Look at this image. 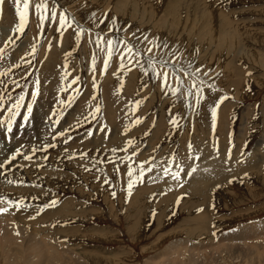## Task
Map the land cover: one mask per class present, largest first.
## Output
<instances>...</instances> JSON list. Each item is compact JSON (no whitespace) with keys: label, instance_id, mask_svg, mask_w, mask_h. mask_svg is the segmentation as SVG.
I'll return each mask as SVG.
<instances>
[{"label":"rangeland","instance_id":"374dc122","mask_svg":"<svg viewBox=\"0 0 264 264\" xmlns=\"http://www.w3.org/2000/svg\"><path fill=\"white\" fill-rule=\"evenodd\" d=\"M37 2L30 0L23 33L15 31V0L0 3V121L6 123L8 107L24 94L11 132L7 123L0 125V160H15L0 172V180L26 194L0 202L31 213L28 222H43L49 237H60V246L69 250L60 252L61 261L49 259L56 253L23 256L0 225V264H27L29 257L28 264H264V0H47L57 21H46L43 31ZM61 12L69 19L57 31ZM80 27L85 31L77 40ZM97 32L105 39L158 38L178 50L185 64L191 61L202 76L207 73L204 101L196 107L193 99L188 108L186 97L165 96L160 81L138 67L120 69L119 55L102 74ZM183 83L190 87L187 78ZM221 96L227 99L217 109L213 129L209 107ZM177 114L180 126L173 127L170 115ZM35 116L56 125L44 135L50 142L21 143L17 136L21 145H16L20 127H15L22 121L31 129L39 124ZM141 163L151 171L129 195L128 165L135 170ZM37 175L44 179L37 182ZM196 187L203 192L197 202ZM26 189L36 192L30 196L34 201L28 202ZM52 200L55 207L43 208Z\"/></svg>","mask_w":264,"mask_h":264},{"label":"snow or ice","instance_id":"6c2138e0","mask_svg":"<svg viewBox=\"0 0 264 264\" xmlns=\"http://www.w3.org/2000/svg\"><path fill=\"white\" fill-rule=\"evenodd\" d=\"M0 3H2V0H0ZM16 8L15 13L18 17V23L15 26V31L19 33H23L25 31V28L29 22V15H30V0H15ZM22 4V8H21ZM35 11L38 16L39 20V27L41 31H43L44 25L46 21H50V23H55L57 21V12L55 9L49 10L47 0H39L35 4ZM94 15V14H93ZM68 17L64 12H61L59 14V27L57 28V31H60L61 29H64L66 24L68 23ZM100 23H103L101 20ZM79 27V25H78ZM114 25L109 26V32L113 30ZM85 31L84 28L80 27V31L76 34V39L79 40L81 38V34ZM89 33L91 35V30H89ZM104 33L97 32L95 35L94 44L97 49H99L101 52L104 53L103 58V72H106L109 65L110 60L113 56L119 55L120 63L119 67L122 70L130 71V68L128 67L131 65L132 67H138L141 71V73L144 76H148L153 82L156 80L160 81V87L161 91L165 96H167L169 93L172 96L175 97H186V106L188 108H192V100H195V106L199 107L201 103L205 99L204 95V87L206 86V81L203 78V76H206L207 73H204L203 76L201 75V69L199 67H194L192 62L189 61L187 64H185L181 59V54L178 50L169 49V45L167 43H162L158 40V38H152L149 39L147 36H144L142 39L139 37H134L133 40H127L123 37L117 39L115 37H108L105 39ZM11 39V37H10ZM92 43L93 41L90 39L89 41ZM167 50V51H166ZM33 52H35V47H33ZM95 64H96V58L95 54H93L92 57V71H95ZM187 78L190 81V87L185 88L183 80ZM78 77L75 78L68 87L71 88L72 84H76L78 81ZM170 79L175 80V87L170 82ZM37 87L32 91V100L35 101L36 96L39 91L38 81ZM93 86L95 87V81H93ZM212 88L213 91H217L216 87L214 85H207ZM66 90V89H62ZM73 91L79 92V87L76 89H73ZM11 99V97H9ZM74 99L73 96H69V101H72ZM227 99L226 96H221L219 100L215 102L214 106L209 107V111L211 112L212 117V124L213 129L215 128V122H216V116H217V109L220 106V103ZM24 101V94L23 92L20 94L19 98L15 100V102L8 107V118H7V128L8 131L11 132L12 128V122L15 119V116L18 115V110L22 102ZM61 103H64V101H61ZM139 103V102H137ZM32 103L27 104V112L30 114L32 112ZM4 107V101L3 98L0 97V109ZM100 107L97 106L96 111L99 112ZM169 112H171V109H169ZM178 115L171 116L169 122L173 125V127H179L178 122ZM24 120H28V115L24 116ZM139 120H137V123ZM5 121H0V125H3ZM91 135V133H89ZM70 139V137H69ZM131 143V141H129ZM48 147H55V145H49ZM189 151L191 152L192 145L189 143L188 145ZM46 150V149H45ZM117 151L116 149H113V152ZM126 151V149H125ZM19 154V149H17V153ZM31 157L25 156L24 159H30ZM199 157H197L198 159ZM11 159H15V155L11 157ZM172 161H169V166H171ZM3 164H0V167H3ZM180 171L183 169L180 165H176ZM146 171H151V167H148L145 169L144 164L141 163L138 169H135L132 167L131 164L128 165V190L129 195L131 194V190L134 187V184L136 182H142L143 177L145 175ZM165 174L168 173L169 169L166 167L164 169ZM192 171H195V168L192 169ZM179 172L173 173V177H178ZM188 175H191V172L188 173ZM105 183H109L107 178L104 181ZM113 197H115L116 193L115 191L112 192ZM179 202V200L177 201ZM17 203V202H13ZM57 204L56 200H52L50 203L43 206V208L47 207H55ZM17 207H19V203H17ZM43 208H41V211H43ZM4 211V209H0V212Z\"/></svg>","mask_w":264,"mask_h":264},{"label":"bare ground","instance_id":"6f19581e","mask_svg":"<svg viewBox=\"0 0 264 264\" xmlns=\"http://www.w3.org/2000/svg\"><path fill=\"white\" fill-rule=\"evenodd\" d=\"M80 108V107H79ZM81 109V108H80ZM40 110V109H39ZM39 110H37V112L36 113H38V111ZM85 110V109H84ZM50 111V110H49ZM112 111V110H111ZM40 112V111H39ZM87 112V111H86ZM48 113V112H47ZM34 116V115H33ZM49 117V116H48ZM72 117V116H71ZM63 118V117H62ZM73 118V117H72ZM21 119V118H20ZM40 119V120H39ZM46 119H48V118H46ZM52 119V118H51ZM55 119V118H54ZM81 119V118H80ZM38 120H39V122H38ZM60 120V119H59ZM73 120V119H72ZM71 120V121H72ZM244 120V119H243ZM28 122H29V120H27ZM70 121V122H71ZM16 122V121H15ZM39 123L38 125H31L32 126V128L30 129L29 128V126H30V124H28V123H26V125H25V127H22L20 124H23L22 123V121L21 122H19L18 124H17V126L15 127V131L18 129V127H20V129H19V131L16 133V135H14V138H13V140H15V142H16V145H19L20 143V141L19 140H22V142L21 143H23V142H25L26 140H29V142L30 141H34L35 139H38L39 140V142H40V140H43V141H45V142H50V141H48V140H46V138H48L49 139V136L48 137H45L44 135H45V133L46 132H48V133H50V132H52L53 130H54V128L56 127V125L54 124V123H52V121L51 122H49V121H46V120H44V119H42V117L41 118H39L38 116H35V123ZM69 122V123H70ZM57 123V122H56ZM245 123V122H244ZM6 124V123H5ZM58 124V123H57ZM62 124V123H61ZM76 124V123H75ZM59 125V124H58ZM103 125V124H102ZM4 126H6V125H4ZM67 128V127H66ZM62 129V128H61ZM61 129H59V131L61 130ZM4 131V130H3ZM6 132V131H5ZM4 132V133H5ZM56 133H58V131H56L55 130V132H54V135L56 134ZM62 133H64V132H62ZM47 135V134H46ZM52 135V134H51ZM58 135V134H57ZM17 136L20 138L19 140H18V138H17ZM59 136H61V135H59ZM59 136H57V139L59 138L60 139V137ZM53 138V137H52ZM34 139V140H33ZM52 141V140H51ZM54 141V140H53ZM60 141V140H59ZM38 142V141H37ZM14 143V142H13ZM55 143V142H54ZM63 144H64V141L62 142ZM42 144H43V142H42ZM63 144H62V146H63ZM73 144H78V143H73ZM111 144V146H112V143H110ZM21 145V144H20ZM69 145V144H68ZM100 145V144H99ZM7 146V145H6ZM44 146V145H43ZM49 146V145H48ZM98 146V145H97ZM109 146V145H108ZM41 147H42V145H41ZM67 147V146H66ZM70 147V146H69ZM84 147V146H83ZM14 151V150H13ZM12 151V152H13ZM106 151V150H105ZM15 152V151H14ZM6 154V153H5ZM28 154V153H27ZM108 154V153H107ZM26 155V154H25ZM45 155V154H44ZM132 155V154H131ZM23 156V155H22ZM40 156V155H39ZM32 157V156H31ZM20 158H23V157H20L19 156V158L18 159H20ZM105 158V157H104ZM5 159V158H4ZM24 159V158H23ZM109 159V158H108ZM32 160V159H31ZM50 160V159H49ZM88 161V160H87ZM224 161V160H223ZM12 162H15V160H13V161H10L9 163H7V160H0V164H3L4 166L3 167H0V172L5 168H7V166H8V164L10 165V164H13ZM217 164H219V163H217ZM28 165V164H27ZM40 164H34V163H32V164H29V166H31L32 168L33 167H37V169H38V167H40L39 166ZM202 165V164H201ZM216 165V164H215ZM219 166V165H218ZM226 166V165H225ZM220 167V166H219ZM217 168V167H216ZM215 168V169H216ZM202 170V169H201ZM200 170V171H201ZM31 171V170H30ZM217 171V170H216ZM218 171H220L219 170V168H218ZM214 172V171H213ZM29 173V172H28ZM214 175V174H213ZM11 176V175H10ZM48 177V176H47ZM50 177V176H49ZM30 178L31 179H33V177L32 176H30ZM44 178L42 177V176H38L37 175V182H39V181H42ZM3 180H5V179H3ZM16 180V179H15ZM49 180V179H48ZM14 183V182H13ZM16 183V182H15ZM19 185V184H18ZM203 185V184H202ZM18 187H21V186H18ZM200 187V186H199ZM199 187H196L195 189H194V191H197L196 192V197L194 198L195 199V201L197 202V200L200 198V196L198 195V194H202L203 192L201 191V190H199L200 188ZM198 188V189H197ZM7 190V191H4V190ZM26 190H29V191H31L29 194H28V199H29V201L28 202H30V201H34L33 199V197L35 196V194H36V192L34 191V190H32V189H26ZM23 191H24V189H23ZM22 193V190H20L19 188H17V186L15 187L14 185H12V183L10 184V183H6L5 181H2V180H0V199H2V197H8L7 199H11V200H16V201H19V200H22V195H21V193ZM34 192V193H33ZM20 193V194H19ZM28 193V192H27ZM32 193L34 194L33 195V197H30L31 195H32ZM25 194V193H24ZM25 196H26V194H25ZM24 196V197H25ZM204 195H202V197H203ZM23 197V198H24ZM35 197H37V196H35ZM201 197V198H202ZM193 198V197H192ZM38 199V198H37ZM190 199V198H189ZM193 199V200H194ZM4 200V199H3ZM24 200V199H23ZM37 201V200H36ZM46 202V201H45ZM48 202V201H47ZM6 203V202H5ZM3 201H1L0 202V209H4V211H2V212H0V225H1V227H2V229H3V231H4V234H5V238L7 239V240H9V241H12L13 243H15V244H17V246L19 247V250H20V254H22L23 256H24V253H28L27 255H25V256H33L34 254H36V253H42V252H45V253H56V254H48L49 256H50V258L49 259H53V260H62V257H63V253H60V252H62V251H67V250H69V249H63V247L62 246H60V242L61 241H59V238L60 237H57V238H55V239H51L50 237H49V234L51 233V231H50V228H45V225L43 224V222H37V220H36V222L35 221H32V222H28V217H30L29 215L31 214V213H24V212H26V210H24V212H23V209H19V208H17L16 210H17V212H16V210L15 209H7L6 207V205H4L5 204ZM15 205V204H14ZM13 207H15V206H13ZM21 210V211H20ZM66 210V208L64 209V208H62V210L60 211V212H63V211H65ZM69 211H70V213L69 214H74L75 212H74V208H73V210H70L69 209ZM59 211H58V213H60ZM32 214H34V212H32ZM60 216H63V217H65V214L64 215H62V214H60ZM49 221V220H48ZM27 224H30L31 226H32V230L31 231H28L26 228H28L29 226H26ZM262 224V223H261ZM261 224H259V225H261ZM47 225V224H46ZM49 225V224H48ZM263 225V224H262ZM253 226H255V225H253ZM52 228V227H51ZM246 228H248V227H242V229L241 230H244V229H246ZM250 229V228H249ZM258 229V228H257ZM252 230H256V229H252ZM55 231V230H54ZM257 231H259V230H257ZM53 233H55V232H53ZM243 233V232H242ZM244 238V237H243ZM231 239V238H230ZM257 240V239H256ZM235 242V241H234ZM233 243V242H232ZM237 243V242H236ZM230 245H233V244H230ZM235 245H237V244H235ZM243 246V245H242ZM178 247V246H177ZM237 247V246H236ZM243 247H245V246H243ZM176 248V247H175ZM239 248V247H238ZM248 248V247H247ZM180 249V248H179ZM178 249V250H179ZM193 250V249H192ZM235 250H237L238 251V249H235ZM217 251H218V249H217ZM231 251V250H230ZM229 251V252H230ZM172 252V251H171ZM212 252V251H211ZM210 252V253H211ZM175 253H177V251H175V252H173L172 253V255H174ZM180 252H178V254H179ZM79 254H80V252L79 253H77L76 255H75V257L77 256H79ZM167 254V253H166ZM241 254V253H240ZM178 256H180V255H178ZM183 256V255H182ZM192 256V255H191ZM172 257V256H171ZM195 256H193L191 259L193 260V258H194ZM197 257H199V256H197ZM255 257V256H254ZM173 258V257H172ZM211 258V257H210ZM29 259L31 260V258L29 257ZM216 259V258H215ZM30 260H27V264L28 263H30ZM176 259L175 258H173V260H172V262L173 261H175ZM188 260V259H187ZM206 260H208L207 258H206ZM205 260V261H206ZM75 261V260H74ZM194 261H199V260H194ZM213 261V260H212ZM24 262H25V260H24ZM178 262V261H177ZM26 263V262H25ZM80 263V262H79ZM73 264H74V262H73ZM152 264H153V262H152ZM215 264V263H214Z\"/></svg>","mask_w":264,"mask_h":264}]
</instances>
